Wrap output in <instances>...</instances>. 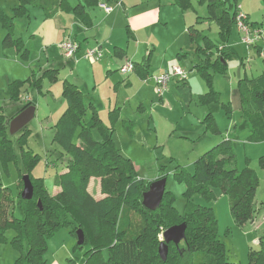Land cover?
Returning a JSON list of instances; mask_svg holds the SVG:
<instances>
[{"label": "trees", "instance_id": "1", "mask_svg": "<svg viewBox=\"0 0 264 264\" xmlns=\"http://www.w3.org/2000/svg\"><path fill=\"white\" fill-rule=\"evenodd\" d=\"M83 1L87 7L97 5V0ZM173 3L183 11L192 7L191 0H174ZM199 4L206 7V20L218 27L221 44L217 46L195 26L187 29L185 43L192 49L193 57L198 59L193 69L210 85L211 73H224L227 59L233 56L227 43L235 26L237 4L235 0H199ZM29 6L40 8L46 19L58 11L71 12L77 20L88 25L85 7L81 4L71 8L66 0H18L11 18L0 12V25L5 31L3 47H15L21 59H27L28 51L23 49L20 40H14V20L26 16ZM261 26L264 30V22ZM142 69L146 72V65ZM144 75L143 79H146L147 74ZM45 78L55 83L57 72L46 71L39 78L32 76L26 81H13L8 86L10 101H19L20 89L24 85L40 93ZM237 89L242 120L251 128L248 142L259 143L264 140V69L254 80H239ZM210 91L200 97L201 103L217 99L210 95ZM61 96L66 109L53 127V143L68 159L65 171L55 177L58 193L50 195L38 181L29 178L33 197L24 201L20 197L21 180L15 198L0 184V241L4 240L6 230L13 229L16 236L12 245L20 251L24 244L27 247L15 264H45L46 239L69 224L75 237L77 230L83 232L82 246L88 248L83 264H232L226 260L223 244L216 239L217 222L211 208L188 202L183 214L179 215L172 206L170 193H165L156 211L146 210L141 204L142 195L151 182L137 180L132 161L120 153L112 137V124L105 126L93 104L90 102L85 106L82 93L70 83L63 82ZM31 105L32 102L24 105L17 114ZM116 111L110 113L111 121ZM11 119L7 121L0 113L2 160L12 156L10 140L6 137ZM204 123L217 133L210 114L206 115ZM26 131L23 129L22 135ZM93 132L98 134L99 140L94 139ZM180 173L179 181L191 183L204 198H210L213 189L226 196L231 217L238 227L253 220L259 212L255 205L258 179L251 169L237 170L229 140L222 141L197 159L193 176L184 170ZM91 178L100 180V199H95L88 191ZM3 199L7 205H2ZM37 202L42 204V210ZM15 205L23 213L22 220L16 219L12 213ZM181 224L186 225L185 238L177 246L168 244L167 258L162 262L158 255L159 232ZM82 246L76 245L75 249ZM257 246V250L248 253L247 264H264V235L259 238Z\"/></svg>", "mask_w": 264, "mask_h": 264}, {"label": "rangeland", "instance_id": "2", "mask_svg": "<svg viewBox=\"0 0 264 264\" xmlns=\"http://www.w3.org/2000/svg\"><path fill=\"white\" fill-rule=\"evenodd\" d=\"M69 1L71 5H77L78 3L77 0ZM101 1L106 2V0ZM140 1L145 3L148 0ZM243 3L251 8L250 19L247 17L251 29L261 28L262 22H264V0H244ZM191 4L199 16L207 15L205 7H201L198 0H192ZM110 6L114 12H120V17L116 21L118 26L116 29L123 31L126 25L125 18L122 15L124 8L115 7L113 4ZM188 10H190L189 14L193 19L196 13L191 8ZM241 12H243L242 8ZM114 15H117V13H114ZM119 25H122V27H119ZM170 25L171 29L174 30L176 24L171 21ZM235 29L230 41H233L236 45L233 46L234 51L229 50L234 56L227 59V70L224 73H211L210 85L196 70H193L191 57L186 60L185 57H181L178 60L179 65H173L180 67L185 72L186 80L179 82L174 79L175 84H178V88L174 89L172 96L169 98L165 94L168 92V87L173 80L169 82L165 94L159 100L153 83V78L156 76L150 74L145 81L147 89L143 94L144 98L142 96H140L142 100L137 98L138 101L144 102L145 111L142 112L143 114L138 113L133 116L131 113L130 109L137 113V108L141 104L136 100L125 108L129 114L127 115L128 118L133 121L137 119V135H131L133 137L131 139L124 136L126 140L117 135L116 140L120 148L123 149L120 152L133 161L137 180L152 183L160 179L158 178L160 176L165 178V193H170L172 206L179 215L183 214L188 202L211 208L217 222L216 239L224 246L227 262L247 264L248 253L258 249L256 243L264 235V224H260V218L264 213H257L253 220L242 227H238L231 217L226 196L213 189V195L210 198H204L192 188L191 183L179 181L180 171L184 170L187 175L193 176L195 161L210 150L205 151L206 148H202L203 142L210 138H227L231 141V149L236 158L237 170L241 172L246 168L251 169L258 179V188L260 187L258 194L261 195L259 197L262 198L263 202L258 201L259 198H257L255 205L259 207L264 205L263 152L258 146L246 145L250 133L247 131L248 134H246L242 130L247 124L242 120L238 97L231 91L237 88V80L243 78V67H240V59H243V64L247 67L249 61L251 65L253 59H257L258 56L256 48L241 42V35L236 29L239 34L237 35ZM198 30H203V33L217 46L221 44L216 24L209 21V24H204ZM57 52L59 59L64 58L62 53L60 54V48L57 49ZM261 63L264 67V60ZM245 79L249 80L250 78L245 77ZM47 81L43 90L44 95H38L34 90L29 91V95L34 98L35 103L37 101L39 110L24 128V130H28L26 134L22 135V131H20L11 135L9 134V126L6 132V137L10 140L12 156L5 160L0 158V184L3 188L8 189L14 198L18 195L19 182L23 176H29L32 180L38 181L51 195L55 188V177L64 171V165L66 164L67 156L53 143L54 129L52 124L46 120L47 113H52L51 108H53V105L55 106V100L45 97L47 90H50L48 87L49 80L47 79ZM55 86L56 84H54ZM209 91L210 95L217 99L211 98L206 104L201 103L200 97L209 93ZM105 114L107 115V112ZM199 114L201 115L202 131L195 135L194 133L197 130L195 116ZM207 114H210L217 133L206 127L204 118ZM5 115L7 119L11 117L10 114H7V111ZM142 117L143 119H141ZM102 122L107 125V120L106 122L102 120ZM205 135L209 137L204 139L200 145L201 150L204 152H199L201 154L196 157L194 143H196L198 137H204ZM93 137L96 141L99 140L96 132H93ZM248 157L250 160H248ZM90 181L91 194L94 197L101 196L99 192L100 180L91 178ZM4 203L5 199L2 201V205ZM40 206L43 209L42 204ZM8 209L9 207H7ZM12 213L18 220L24 218L18 205L13 207ZM72 230L73 227L70 224L65 225L46 239V249L43 253L45 264H83L84 254L88 248L82 246L81 249H75L76 237ZM164 231L159 232L158 243L163 241L162 233ZM15 236L16 233L13 229L4 232V240L0 241V264H15L21 253L26 251V244L23 245L21 251L12 245ZM105 254L106 252L103 253L104 256H106Z\"/></svg>", "mask_w": 264, "mask_h": 264}, {"label": "crops", "instance_id": "3", "mask_svg": "<svg viewBox=\"0 0 264 264\" xmlns=\"http://www.w3.org/2000/svg\"><path fill=\"white\" fill-rule=\"evenodd\" d=\"M66 1L71 8L79 4L85 7L84 13L88 25L77 20L71 12L58 11L52 18L46 19L40 8L31 6L27 7L28 13L26 16L14 20V40H20L23 49L28 51L27 59H21L15 47H3L2 42L5 31L0 25V113L7 119L5 115L7 111V114L11 116L9 119H13L24 106L21 104L20 98L27 96L31 99L33 104L31 106L35 107L34 118L39 110V105L29 95V91L33 89L29 88L28 85H24L20 89L19 101L12 102L9 99L8 86L13 81L22 82L32 76L39 78L46 71H56L57 81L55 83L49 82L48 87L50 90H47L45 94L46 98L55 100V106L53 105V108H51L53 112L47 113L46 120L54 127L57 120L64 113L66 103L61 96L62 85L63 82H68L82 93L85 106L90 102L93 104L101 122L102 120L104 122L107 120V125L104 124L105 126L112 124V137L119 151L122 152L123 149L117 144V135L121 138L126 136V138L131 139L133 138L132 136L138 133L137 119L133 121L128 118L127 115L129 114L126 112V106H129L134 100L138 101L137 98L142 100L140 96L144 98L143 94L145 89H147L145 81L150 74L157 76L166 72L171 66L179 65L178 60L181 57H185V60L191 57L193 68L198 59L193 57L192 49L186 45L185 34L190 26H195L199 29L204 24H209V21L206 20L207 15L199 16L192 5L191 9L196 13L192 19L191 14H189L190 10H181L173 3L174 0H148L145 3L140 0H106L105 3L97 0V5L88 7L83 0H77V5H71L69 0ZM243 2L244 0H235V3L241 6L245 15L250 19L251 8ZM111 4L118 8H124L122 15L125 18L126 25L123 31L116 29L118 27L116 21L120 17V12H114L110 6ZM17 5L18 0H0V12L11 18V12ZM100 5L111 7L112 11L105 13L100 8ZM200 6L205 7V5L201 4ZM205 11L207 14V10ZM114 13H117V15H114ZM171 21L176 24L174 30L171 29ZM119 27H122V25H119ZM234 29L235 26L232 28L227 43V48L230 51H234L233 46L236 45L233 41H230ZM201 31L203 32V30ZM235 31L239 35L236 29ZM65 39H71L79 44V51L74 59L58 58L57 49H59V45ZM251 47L256 48L258 57L253 59L254 61L251 62V65L249 61L247 67L244 66L243 59H240V67H243L242 79L246 77L250 78L249 80H254L264 69L261 63L264 60V39ZM89 49L100 50L102 53L101 60L92 62L85 59L84 54ZM251 53L253 52L251 51ZM235 56L237 57V55ZM126 62L135 65L136 69L134 68L133 71L127 73L121 72L120 70ZM145 65L147 67L146 72L142 69ZM145 73L147 77L143 79ZM239 80L241 79H238L237 82ZM46 81V78L43 79L42 89L38 95H44L43 90ZM175 83L173 80L168 87V92L165 94L168 95V98L172 96L174 89L178 88V84ZM54 84H56L55 87ZM231 91L237 95L239 109H241L238 89ZM158 99L161 100L160 98ZM138 102H141V104L137 108V113L130 109L133 116L145 111L144 102ZM113 111L117 113L111 121L110 113ZM105 112H107V115ZM195 119L197 130L194 134L198 135L202 131L201 115H196ZM242 130L246 134L251 133V128L248 124ZM201 136L194 143V154L196 157L201 154L199 152H204L201 150L200 145L204 139L209 137L207 135ZM224 140L230 141L227 138H210L203 142L202 148L205 147V151L209 150ZM246 145L260 147L263 152L262 158L264 159V140L256 144L247 141ZM122 155L128 158L124 154ZM248 160H250L249 157ZM90 182L88 191L91 194ZM58 191V188H54L51 195L58 193ZM259 191L260 187L257 190L255 200L259 198L258 201L263 202L262 198L259 197L261 196L258 194ZM99 197L101 198V196ZM99 197L94 198L99 199ZM263 206H257L258 213H264Z\"/></svg>", "mask_w": 264, "mask_h": 264}, {"label": "water", "instance_id": "4", "mask_svg": "<svg viewBox=\"0 0 264 264\" xmlns=\"http://www.w3.org/2000/svg\"><path fill=\"white\" fill-rule=\"evenodd\" d=\"M35 107L30 106L15 116L9 125V134L14 135L17 132L21 131L32 119L34 116ZM22 182V191L20 197L24 201H29L33 197V187L29 176H23L21 178ZM166 180L165 178H160L153 181L148 186V189L142 195V206L150 211H156L163 200L165 194ZM39 210H42L40 202H37ZM186 225L181 224L178 226H173L162 233L163 241L158 246V255L162 262L166 261L168 255V244L172 243L177 246L185 238ZM84 244V235L81 230L76 231V245L82 246Z\"/></svg>", "mask_w": 264, "mask_h": 264}, {"label": "built area", "instance_id": "5", "mask_svg": "<svg viewBox=\"0 0 264 264\" xmlns=\"http://www.w3.org/2000/svg\"><path fill=\"white\" fill-rule=\"evenodd\" d=\"M120 5V3L118 2ZM117 4V5H118ZM100 8L105 13H110L112 11L111 7H108L106 5H100ZM235 27L238 30V32L241 35V42L247 46H254L257 44V42L264 39V30L262 28L257 29H251V27L248 24L247 16L241 12V7L239 5H236L235 8ZM60 51L64 57V59H74L76 54L79 51V44L76 41H73L71 39H65L60 45H59ZM84 58L87 60H90L92 62H97L101 60L102 53L100 50H86L84 54ZM134 70V65L130 62H126L124 66L121 68V72L127 73ZM177 80V81H185L186 80V74L185 72L178 66H173L169 71L160 74L153 78L154 86H155V92L158 98H162L165 94V91L167 90V85L171 80ZM21 104L26 105L31 102V99L27 96H24L20 99ZM260 224H264V214L260 218ZM258 242L256 243V245Z\"/></svg>", "mask_w": 264, "mask_h": 264}]
</instances>
